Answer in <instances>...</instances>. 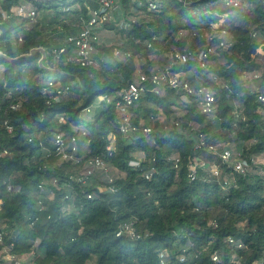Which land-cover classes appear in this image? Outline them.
<instances>
[{
  "label": "trees",
  "instance_id": "trees-1",
  "mask_svg": "<svg viewBox=\"0 0 264 264\" xmlns=\"http://www.w3.org/2000/svg\"><path fill=\"white\" fill-rule=\"evenodd\" d=\"M235 1L237 6L226 0H161L158 10L148 11L144 0H121L125 16L142 10L150 20L117 29L125 37L120 46L106 47L100 42L96 54L100 68L66 64L50 56L54 71L47 72L38 68L39 57L18 63L0 58V123L8 121L13 127L12 133L5 127L0 132V148L11 152L0 159V227L7 233L6 242H15L16 254L35 253L34 264H214L215 253L221 264L264 262V166L254 161L264 156V120L256 93V89L264 90V80L253 85L244 79L245 73L259 68L264 0ZM31 3L37 13L35 23L15 15L3 19L2 12L13 13L24 3L0 2L4 32L0 50L8 57L26 55L39 46L50 50L57 42H50L48 36L60 30L69 33L66 37L76 34L89 21L91 11L99 7L97 0H65L46 6ZM118 9L114 21L104 29L119 28ZM232 14L241 17V22L222 23L223 16ZM214 30L227 31L230 46L211 58V68L206 71L200 68L196 55L203 47L220 42V35L208 41L207 35ZM183 31L188 33V43L178 39ZM20 34L23 42L14 46L13 39L18 40ZM148 43L153 47L148 48ZM165 43L194 53L188 64L177 65L174 72L195 87L214 91L216 116L203 114L194 96L149 85L132 109V121L152 126L153 132L125 137L116 124L115 105L100 98L116 99L140 72L150 75L157 71L150 66V56L159 53ZM118 50L131 56L116 58ZM103 55L111 58L113 65L102 63ZM220 56L224 64L215 63ZM139 57L145 60V69L139 67ZM60 69L68 74H58ZM49 80L67 89L65 99L64 95L55 102L43 95L42 88ZM14 104L20 108L12 110ZM160 116L165 117L163 123ZM174 120L180 126L173 125ZM82 130L87 131L81 140L86 147L82 154L87 156L78 164L53 167L58 159L53 153L54 134L73 136ZM200 136L207 144L233 151L231 145L241 146V157L249 161L250 171L237 173L207 149L196 148ZM138 155H144L145 161L140 167L130 166ZM174 155L180 158L179 167L171 160ZM96 157L118 173L115 193H99L98 186L107 185L100 174L86 185L75 181L86 162ZM196 158L207 165L218 164L219 176L208 167L199 170L192 181L189 165ZM151 168L152 177L145 179ZM52 178L59 179V187L49 186L54 190L50 199L41 194L39 185ZM9 181L20 191L8 192ZM90 193H97L94 199L87 198ZM66 194L76 195V210L61 215V208L68 205L63 201ZM40 201L44 211H40ZM36 217L39 220L32 226ZM124 223H132L140 238L117 237ZM229 237L243 247L231 245ZM2 249L0 245V252ZM161 252H166L163 261Z\"/></svg>",
  "mask_w": 264,
  "mask_h": 264
},
{
  "label": "built area",
  "instance_id": "built-area-1",
  "mask_svg": "<svg viewBox=\"0 0 264 264\" xmlns=\"http://www.w3.org/2000/svg\"><path fill=\"white\" fill-rule=\"evenodd\" d=\"M135 1V0H132ZM148 11H156L160 6L161 0H144ZM228 5L237 6L238 2L235 0H226ZM99 7L91 11L90 19L84 26L83 30L76 34L69 35L63 40L60 45H55L49 50L50 56H53L56 60H63L64 63H71L73 65L88 68L95 67L100 68V63L96 59L97 46L101 42L100 30L104 29V26L114 21L115 13L118 9V5L114 0H97ZM18 16L20 18H30L33 22L37 16V13L27 4H22L13 10V13L2 12L3 19H9L12 16ZM132 24L137 23L135 20L131 21ZM122 28L125 27L121 23ZM221 40L217 44H210L203 47L196 55L200 68L208 71L210 66V60L214 56L219 55L221 49H227L230 46L228 41V33L223 30L220 31ZM254 38L257 37V33L252 34ZM214 37L207 38L208 41H212ZM22 34L18 36V40L14 37L13 44L16 46L18 43H22ZM148 48H152L153 45L148 43ZM131 56L130 53H123L120 50L116 51L115 57L127 59ZM194 56V53L184 50H175L171 53L169 59L170 63L163 70L154 71L150 75L145 72H140L135 80L125 89L119 93V97L114 99L113 97H103L107 103H113L117 110L116 124L122 135L129 137L131 135H137L142 133L144 136L152 134V126H138L132 121V109L136 102L145 94L149 85H153L156 88L169 87L175 90L183 96H194L199 100V106L201 112L208 117L216 116V97L214 91L210 87H195L190 82L185 80V76L181 73L174 72V68L177 65L188 64ZM244 79L250 83L255 84L257 81L264 80V66L257 68L253 71L244 74ZM44 96H51L53 101L58 102L67 93V89L57 85L53 80H49L42 88ZM257 101L260 104L259 112L263 116L264 120V90L256 89ZM12 110H18L20 104H14L11 106ZM90 112V110H88ZM161 123L165 121L164 116L158 118ZM63 120V119H62ZM175 126H180L178 120L172 122ZM2 127H5L9 133L13 132V127L8 121L0 123V132ZM165 130L169 127L166 125ZM87 135V131H82L79 134L73 136H67L63 132H58L52 137L53 153L57 156V161L54 162L53 167L59 166L64 163L78 164L84 159L87 154H82L81 140ZM196 148L207 149L213 155L218 156L221 159L222 164L232 168L235 172L240 174H246L250 171L251 165L248 160L241 157V153H234L231 148H226L220 144H207L203 136L199 137ZM110 150L111 148L108 147ZM9 149L0 148V159L10 155ZM144 155H138V158L130 162V166L140 167L145 161ZM171 160L175 163L176 167H179L180 158L178 155L171 157ZM210 168L214 175L219 176L220 166L216 163L207 165L205 161L200 158H196L189 165V178L194 181L198 177L199 170ZM46 168V167H45ZM154 168L147 171L144 174L145 179H150L153 175ZM264 173V171H263ZM97 174L103 175L107 181V185L98 186L99 193H115L117 189L114 186L115 178L112 175V170L105 163L102 158H90L84 167V170L80 173V176L75 181L80 185H86L93 180ZM49 186L53 188L59 187V179L52 178L50 181H43L39 185L41 194H46L48 198L54 197L53 188L49 189ZM20 187L13 185L10 181L7 184L8 192H18ZM97 193H90L87 195L88 199H94ZM63 201H68V205H64L60 212L61 215L67 214L76 210V195L66 194ZM40 211L45 210L43 202L40 201ZM2 208V202L0 201V210ZM31 219V218H30ZM52 215L47 216V220H51ZM39 218L36 217L31 223L33 226ZM6 231L0 227V245L3 247L0 252V264H34L35 253H28L22 256L15 253V242H6ZM117 237L128 235L131 238H140L137 234L132 223H124L120 226L117 232ZM228 242L231 245H235L238 248H242L243 244L240 241L235 240L233 237L228 238ZM166 256V252L160 253V259L163 261ZM184 259H182L183 261ZM235 260V259H234ZM214 264H221L220 256L215 253L212 256ZM228 264H240L239 261H232ZM255 264H264L263 261H259Z\"/></svg>",
  "mask_w": 264,
  "mask_h": 264
},
{
  "label": "rangeland",
  "instance_id": "rangeland-1",
  "mask_svg": "<svg viewBox=\"0 0 264 264\" xmlns=\"http://www.w3.org/2000/svg\"><path fill=\"white\" fill-rule=\"evenodd\" d=\"M114 1L119 6L118 13H117L118 18H119V20H118L119 21V28H115V27L112 28V26H109L107 29L100 30L101 45L106 46V47H111V46L117 47V46H120L123 43L125 37H124L123 34H121L120 30H117V29H121L122 28L121 23H123L124 26L127 27L128 24L132 20H135L136 22H144V21L148 22L150 20V17L142 10H133L128 16H125L124 15V9H123V7L121 5V0H114ZM21 3L28 4L29 6L32 5V3L27 1V0H21ZM58 10H62V8H59ZM35 21H36V18L31 23H35ZM223 22H225L227 24L240 23L241 22V17H239L236 14L225 15V16H223V19H222V23ZM219 33L220 32L218 30H214L212 33L207 35V38L216 37V36L220 35ZM68 34L69 33H66V32H63L62 30H60L59 33L51 35V36H48V40L50 42H52V43L57 42V44H61V42H63V40L65 39V37ZM164 37L165 36H163V38ZM178 39L179 40L185 39L186 43H188L189 40H190L187 31L181 32L179 34V36H178ZM175 50H179V49H177V47L175 45H173V44L165 43V45L163 46V48L161 49V51L159 53H155V54L150 56V62H151L150 66H152L153 69L157 70V71H159L160 69H163L164 67L168 66L169 63H170L169 57H170L171 53L173 51H175ZM161 56H163L162 58H164V60H162ZM137 59H138L139 67L142 68L145 65V60L143 58H141V57H139ZM217 59L218 60H216V61L214 60L216 64L217 63H219V64H224L225 63V59L223 57L220 56ZM101 62L104 63V64H107V65H113L112 59L109 58L106 55H103V57H101ZM51 63L54 64L55 61L51 60ZM258 64H259V68H262L264 66V47L261 49V56H260V59L258 61ZM145 68L143 67L142 69H145ZM192 74L195 75L194 72ZM195 78L199 79V77H197L196 75H195ZM2 81H3V68H0V82H2ZM256 86H258V85H256ZM252 88L255 89L254 87H252ZM66 96L67 95H65L63 97V99H65ZM100 100H103V97L100 98ZM82 131H84V130H82ZM251 144H253V142L249 143V145H251ZM80 145H81V147H83L82 149H84V151H86V147H84V141H81ZM231 146L234 148V151L236 153H241L242 152V147L241 146L239 148L236 147L234 144L231 145ZM254 161H255L256 165L264 166V156H260L258 158H254ZM112 175L115 178V177L118 176V173H116V172L113 173L112 172Z\"/></svg>",
  "mask_w": 264,
  "mask_h": 264
},
{
  "label": "water",
  "instance_id": "water-1",
  "mask_svg": "<svg viewBox=\"0 0 264 264\" xmlns=\"http://www.w3.org/2000/svg\"><path fill=\"white\" fill-rule=\"evenodd\" d=\"M6 1H9V0H0L1 3H5ZM27 1L35 2L38 4H42V5H48L54 2L62 3L65 0H27ZM180 1H183V0H180ZM2 26H3V23L0 22V39L4 36ZM38 57H39L38 62H37L38 68H40L41 70H45L47 72L54 71V69H52L50 66V54H49V48L47 47L39 46L37 48L32 49L30 53L26 55H22L17 58L8 57L4 52L0 50V58H3L6 61L11 62V63H18V62H24L27 60H34ZM57 73L61 74L62 76H65L68 74V71L65 69H60V70H57Z\"/></svg>",
  "mask_w": 264,
  "mask_h": 264
},
{
  "label": "crops",
  "instance_id": "crops-1",
  "mask_svg": "<svg viewBox=\"0 0 264 264\" xmlns=\"http://www.w3.org/2000/svg\"><path fill=\"white\" fill-rule=\"evenodd\" d=\"M56 38H57V37H56ZM56 38H55V39H56ZM55 39H54V40H55ZM55 41H56V40H55ZM59 41H60V40H59ZM54 43H55V42H54ZM162 57H163V56H161V58H162ZM162 60H164V58H162Z\"/></svg>",
  "mask_w": 264,
  "mask_h": 264
}]
</instances>
